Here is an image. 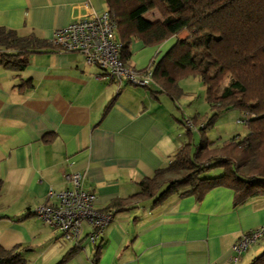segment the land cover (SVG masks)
Listing matches in <instances>:
<instances>
[{
    "label": "crops",
    "instance_id": "obj_1",
    "mask_svg": "<svg viewBox=\"0 0 264 264\" xmlns=\"http://www.w3.org/2000/svg\"><path fill=\"white\" fill-rule=\"evenodd\" d=\"M87 2L99 14L107 10L103 0H0V27L51 43ZM175 42L151 48L136 39L127 64L153 66ZM99 74L82 54L53 50L32 54L21 72L0 67V246L20 247L27 264H58L74 247L65 264H229L240 236L264 228V196L235 206L234 191L221 186L200 201L181 192L158 206L134 197L139 183L169 167L190 141L185 117L168 95ZM26 82L32 86L21 88ZM72 173L83 175L97 209L113 215L98 257L87 234L79 245L67 243L35 215L51 191L69 187ZM115 200L126 201V209L110 210ZM258 250H248L239 264H250Z\"/></svg>",
    "mask_w": 264,
    "mask_h": 264
},
{
    "label": "trees",
    "instance_id": "obj_2",
    "mask_svg": "<svg viewBox=\"0 0 264 264\" xmlns=\"http://www.w3.org/2000/svg\"><path fill=\"white\" fill-rule=\"evenodd\" d=\"M103 1L118 18L116 35L125 44V60L136 39L145 46H158L176 38L167 53L153 62L158 90L147 88L152 95L166 94L177 101L183 93L179 81L198 76L214 112L211 121L199 130L200 144L194 149L190 139L169 167L139 183L140 192L134 197L151 199L158 206L181 192V196H195L200 201L221 186L234 191L235 206L264 196V0ZM154 12L158 18L149 19ZM184 32L188 36L179 38ZM50 50L57 51L52 43L34 34L19 36L14 30L0 27V67L24 71L32 54ZM25 84L32 86L26 82L20 87ZM231 109L250 116L248 135L241 140L236 137L222 148H212L205 132L221 113ZM193 133L188 131L189 136ZM215 169H223L224 173L207 176ZM167 173L181 176L167 179ZM126 204L115 200L110 210L121 211ZM102 243L95 246L97 257ZM76 252V247L72 248L58 264H65ZM0 264H27V259L20 247L6 250L0 246ZM250 264H264V251Z\"/></svg>",
    "mask_w": 264,
    "mask_h": 264
},
{
    "label": "built area",
    "instance_id": "obj_3",
    "mask_svg": "<svg viewBox=\"0 0 264 264\" xmlns=\"http://www.w3.org/2000/svg\"><path fill=\"white\" fill-rule=\"evenodd\" d=\"M83 5L86 12L74 18L67 27L57 30L52 45L60 52L82 54L88 65L100 69V80L150 88L154 83L153 66L138 70L130 67L123 58L125 44L117 39V16L108 10L99 14L88 2ZM249 119V115H243L238 121L247 127ZM184 127L194 132L205 125L196 126L191 119H185ZM66 179L69 187L60 192L51 191L50 202L38 207L35 215L44 224L58 229L63 241L79 245L87 234L90 244L96 246L102 241L113 215L97 209L96 195L84 188L82 174H68ZM53 199L56 202H52ZM262 239L264 228L242 234L232 246L234 256L229 264H239L242 256Z\"/></svg>",
    "mask_w": 264,
    "mask_h": 264
},
{
    "label": "rangeland",
    "instance_id": "obj_4",
    "mask_svg": "<svg viewBox=\"0 0 264 264\" xmlns=\"http://www.w3.org/2000/svg\"><path fill=\"white\" fill-rule=\"evenodd\" d=\"M149 19H156L158 18L157 12H154L153 15L148 16ZM188 36L187 32H184L180 35V38H186ZM139 42L143 44L140 40ZM166 47V44H164ZM134 47V45H132ZM151 48L155 46H149ZM164 47V48H165ZM165 51V50H164ZM228 80L224 83L226 85ZM179 87L182 89L183 93L178 98V103L181 107V111L179 114L185 119L195 120L197 119L196 126L206 125L208 124L214 112L211 109L210 104L207 102L206 99V87L203 85L201 79L198 76H187L182 78L179 83ZM243 114L237 109H231L221 113L210 125L206 132L205 137L206 139L213 143L212 148L219 149L222 148L226 143L231 142L234 138L240 135L241 139H244L248 135V129L245 125L239 123V119L242 118ZM185 128V127H184ZM187 132L185 128L184 134ZM193 134L194 136H190L191 142L193 143V148L200 144L202 139V133L199 131H195ZM211 175V174H210ZM181 176L177 173H170L171 179L179 178ZM57 232V235H61L58 229H54ZM258 248V252L256 254L257 257L264 251V239H262L257 245L252 246L249 249Z\"/></svg>",
    "mask_w": 264,
    "mask_h": 264
}]
</instances>
